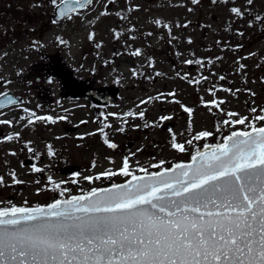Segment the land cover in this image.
I'll return each instance as SVG.
<instances>
[{
  "label": "rangeland",
  "instance_id": "374dc122",
  "mask_svg": "<svg viewBox=\"0 0 264 264\" xmlns=\"http://www.w3.org/2000/svg\"><path fill=\"white\" fill-rule=\"evenodd\" d=\"M201 1L94 0L55 21L49 0H0V94L24 97L0 112L10 121L0 123V209L122 182L129 177L101 174L125 159L137 175L159 171L152 165L168 168L250 123L264 125V41L235 39L239 0ZM90 102L111 105L108 136L93 137L101 115ZM238 119L245 124L224 123ZM204 131L213 135L194 139Z\"/></svg>",
  "mask_w": 264,
  "mask_h": 264
},
{
  "label": "snow or ice",
  "instance_id": "6c2138e0",
  "mask_svg": "<svg viewBox=\"0 0 264 264\" xmlns=\"http://www.w3.org/2000/svg\"><path fill=\"white\" fill-rule=\"evenodd\" d=\"M49 2L68 19L93 4ZM231 11L243 15L240 9ZM0 96V109L16 103L7 92ZM183 110L191 116L192 109ZM31 115L55 122L51 116ZM224 123L243 125L245 119ZM249 128L197 150L188 163L164 168L161 161L152 165L161 171L141 167L136 171L143 175H137L125 159L118 172L101 174L130 177L123 184L93 188L46 206L0 209V264H264V127L250 123ZM212 135L204 131L194 139ZM105 143L117 147L107 139ZM172 146L186 151L184 144Z\"/></svg>",
  "mask_w": 264,
  "mask_h": 264
},
{
  "label": "flooded vegetation",
  "instance_id": "af4514ba",
  "mask_svg": "<svg viewBox=\"0 0 264 264\" xmlns=\"http://www.w3.org/2000/svg\"><path fill=\"white\" fill-rule=\"evenodd\" d=\"M201 2L202 1L199 0V2L197 4H199ZM213 2H217V0H213ZM194 5L197 6L196 4H194ZM177 7H179V5H177ZM237 9H240L241 12L243 13V15L237 16V22L235 25L237 32L235 35V39H238V42L242 44L244 41L245 35L247 34V37L252 36V38H249L247 40L251 39L252 42H254V40L264 41V24H262L260 22L261 20H264V0H251V3H249L248 0H239L238 4H237ZM83 10H85V9H83ZM82 11H79V12H82ZM73 14H76V13H73ZM213 19L216 21V20H218V17H214ZM191 26L201 27L200 25L194 26V24ZM246 26H252L253 29L248 28V27L246 28ZM223 28H226V27L224 26ZM249 30H252V32L251 33L247 32ZM219 33H220V31H219ZM252 42H250L248 44H253ZM38 88H39V86L36 87V90H38ZM44 91H46V90L44 89ZM39 95H40V97H45V96H42L41 94H39ZM90 106L92 107V111H93V113L96 114V116L101 115L100 122H99L101 125V129L98 128L95 132H93V134H94L93 137L99 138L103 134H107V136H108L109 135L108 133H111L110 132L111 125H110V127H107V125H109L110 116L107 115V113L105 111L107 108H110L111 105L110 104L108 105V104L90 102ZM2 111H0V112H2Z\"/></svg>",
  "mask_w": 264,
  "mask_h": 264
},
{
  "label": "water",
  "instance_id": "95a60500",
  "mask_svg": "<svg viewBox=\"0 0 264 264\" xmlns=\"http://www.w3.org/2000/svg\"><path fill=\"white\" fill-rule=\"evenodd\" d=\"M62 3V2H61ZM69 8H71V7H73V5H69L68 6ZM54 19L56 20V21H61L62 19H64V17H61L59 14H58V9H55V14H54ZM8 94H9V96H11L15 101H16V103L15 104H20L21 102H23L24 101V98L22 97V96H18V95H16V94H14L13 92H11V91H8L7 92ZM0 98H2V96H0ZM15 104H9V105H6L4 108H7V107H9V106H11V105H15ZM4 108H2V109H4ZM2 109H0V110H2ZM248 131H250V130H248ZM210 145H215V144H210ZM208 145H206V146H204V147H202V148H199L198 150H200V151H203L206 147H207ZM195 154V153H194ZM193 154V155H194ZM191 161V159L189 160V161H186V162H183V163H188V162H190ZM174 165V164H173ZM143 175V174H142ZM130 179V178H129ZM128 179V180H129ZM127 181V180H126ZM126 181H124V182H122V183H119V184H123V183H125ZM111 186H108V187H100V188H110ZM84 194H86V193H84ZM79 195H83V194H78V195H74V196H79ZM71 197H73V196H71ZM71 197H69V198H71ZM69 198H66V197H63V198H61V199H59V200H64V199H69ZM42 206H46V205H42ZM34 207H36V206H34ZM31 208V207H30Z\"/></svg>",
  "mask_w": 264,
  "mask_h": 264
}]
</instances>
